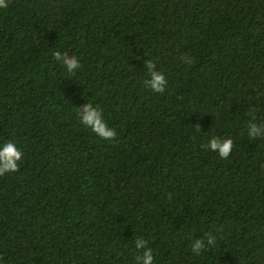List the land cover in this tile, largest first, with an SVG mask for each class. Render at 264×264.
I'll return each instance as SVG.
<instances>
[{"label": "trees", "instance_id": "obj_1", "mask_svg": "<svg viewBox=\"0 0 264 264\" xmlns=\"http://www.w3.org/2000/svg\"><path fill=\"white\" fill-rule=\"evenodd\" d=\"M9 3L0 145L23 159L0 177V264H137L140 237L154 264H264V138L248 135L264 122V0ZM146 60L164 93L143 84ZM88 102L115 141L80 123ZM214 136L229 158L202 147Z\"/></svg>", "mask_w": 264, "mask_h": 264}, {"label": "clouds", "instance_id": "obj_2", "mask_svg": "<svg viewBox=\"0 0 264 264\" xmlns=\"http://www.w3.org/2000/svg\"><path fill=\"white\" fill-rule=\"evenodd\" d=\"M10 6L9 0H0V10H7ZM54 59L59 61L69 73H75L82 67L79 58L75 55L54 51ZM181 63L191 64L193 58L189 54H184L180 58ZM145 69L147 78L143 84L150 88L155 93H164L167 86L165 75L157 70L156 64L152 60L145 61ZM252 108L251 111H255ZM77 113L80 117V123L91 129L98 137L105 141H115L117 132L110 128L104 119V112L100 105L93 106L88 102L77 108ZM248 135L250 138H264V122L255 123L249 122ZM207 150L218 153L221 159H227L231 155L234 148V141L231 138L212 137L210 141L202 145ZM23 159V152L17 147L14 141H6L0 145V177L7 174L15 173L20 170V162ZM204 238L194 239L191 243V252L193 255L199 256L206 249V244L214 246L216 238L211 232L205 233ZM149 242L144 238L135 239V248L141 254L137 256V264H154V253Z\"/></svg>", "mask_w": 264, "mask_h": 264}]
</instances>
